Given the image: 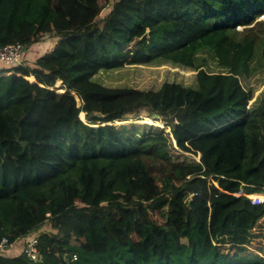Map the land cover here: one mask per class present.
I'll use <instances>...</instances> for the list:
<instances>
[{"label":"trees","instance_id":"1","mask_svg":"<svg viewBox=\"0 0 264 264\" xmlns=\"http://www.w3.org/2000/svg\"><path fill=\"white\" fill-rule=\"evenodd\" d=\"M261 16L264 0H0V47L56 39L0 69V241L38 233L39 251L0 264H264V203L245 196L264 194V87L250 104L241 84L264 71ZM158 59L197 87L92 80Z\"/></svg>","mask_w":264,"mask_h":264},{"label":"rangeland","instance_id":"2","mask_svg":"<svg viewBox=\"0 0 264 264\" xmlns=\"http://www.w3.org/2000/svg\"><path fill=\"white\" fill-rule=\"evenodd\" d=\"M109 11V7L106 8L102 13L101 17L107 14ZM258 20H264V16H261ZM261 28H264L263 26ZM242 28H238L241 31ZM56 39L54 38H44L37 45H33L24 48L23 57L24 60L21 61V64L33 66L34 60L41 56L44 53H48L52 50L53 45L55 44ZM200 57H204L206 60L205 70L212 73H219L223 70L217 66L215 59L211 58L207 54L203 53ZM1 68L4 69H12V67L0 65ZM196 71L184 68L180 65L173 64L168 61H164L161 59L155 60L149 64L142 65H125L121 68L112 69V70H100L95 76H93L92 80L102 86L109 88H134L139 90H156L160 87V85L164 82H174L179 83L186 87L196 88V80H195ZM58 82V81H57ZM54 85V89L58 88L59 83ZM242 86L249 91L254 93V98L250 102V104L255 100V97L260 93L262 88L264 87V71H258L250 76V78L246 79L244 77L241 78ZM58 93H64V91L57 89ZM80 118L84 119V113H79ZM143 123L153 124L158 127H163L158 123H154L150 120H143ZM174 154H179V152L174 151ZM180 161L188 160L197 162V157L193 158L188 154H180ZM208 180H212L211 177H207ZM216 186H218L217 182H214ZM240 191L239 193H241ZM237 193L236 195L238 196ZM191 196V193H187L186 198ZM240 196V195H239ZM195 196H192L193 198ZM43 232H54V229L51 228L49 224H45L40 228L39 233ZM38 234V233H37ZM264 245V243L262 244ZM19 248V243L17 245H12L9 249L5 251L7 255L13 254L16 249ZM9 250V251H8ZM262 254V253H261Z\"/></svg>","mask_w":264,"mask_h":264},{"label":"built area","instance_id":"3","mask_svg":"<svg viewBox=\"0 0 264 264\" xmlns=\"http://www.w3.org/2000/svg\"><path fill=\"white\" fill-rule=\"evenodd\" d=\"M23 50L24 46L19 42L10 43L4 46L0 47V65H5L9 67H16L21 65V61L24 60L23 57ZM0 69H4L1 68ZM10 73V72H9ZM78 105L80 104L79 101H77ZM197 162L199 163V156H197ZM207 177H211V175H207ZM200 178H204V176H201ZM206 178V177H205ZM207 179V178H206ZM208 180V179H207ZM210 181V180H208ZM212 181V180H211ZM209 184V182H208ZM214 184V183H213ZM214 186L221 190L218 186L214 184ZM197 194H192L191 196H188V199L192 200V196H196ZM239 195H244L243 193H239ZM250 199V204L253 206L262 205L264 203V194H249L245 195ZM47 217H49V213L46 214ZM23 242V249L22 252L25 255L28 260L32 262H36L39 257V251L37 248L38 244V234L37 233H30L21 238ZM12 246V244H8L6 239H2L0 241V252L4 251L7 247ZM72 260H76V256H72Z\"/></svg>","mask_w":264,"mask_h":264},{"label":"crops","instance_id":"4","mask_svg":"<svg viewBox=\"0 0 264 264\" xmlns=\"http://www.w3.org/2000/svg\"><path fill=\"white\" fill-rule=\"evenodd\" d=\"M11 73V72H10ZM19 243V248L18 249H16V251L13 253V254H11L10 256H16V255H18V254H20L21 252H22V249H23V242H22V240L20 239V240H18L17 242H15V243H13L12 245H17ZM11 247V246H10ZM9 247V248H10ZM9 248H7V249H9ZM6 249V250H7ZM9 251V250H8Z\"/></svg>","mask_w":264,"mask_h":264}]
</instances>
